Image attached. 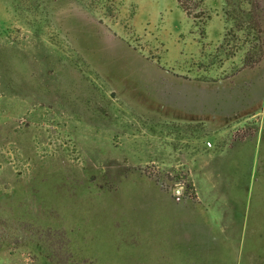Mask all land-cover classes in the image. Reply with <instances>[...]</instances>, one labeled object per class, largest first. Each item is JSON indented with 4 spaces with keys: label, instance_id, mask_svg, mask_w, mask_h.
Wrapping results in <instances>:
<instances>
[{
    "label": "rangeland",
    "instance_id": "374dc122",
    "mask_svg": "<svg viewBox=\"0 0 264 264\" xmlns=\"http://www.w3.org/2000/svg\"><path fill=\"white\" fill-rule=\"evenodd\" d=\"M182 1L0 0V264H264V0Z\"/></svg>",
    "mask_w": 264,
    "mask_h": 264
},
{
    "label": "trees",
    "instance_id": "16d2710c",
    "mask_svg": "<svg viewBox=\"0 0 264 264\" xmlns=\"http://www.w3.org/2000/svg\"><path fill=\"white\" fill-rule=\"evenodd\" d=\"M92 3L96 4L97 6H108V5H114L115 0H91ZM180 2V5L187 11L188 14H192L191 8L187 6L186 3H184L182 0H178Z\"/></svg>",
    "mask_w": 264,
    "mask_h": 264
},
{
    "label": "built area",
    "instance_id": "2783aa9c",
    "mask_svg": "<svg viewBox=\"0 0 264 264\" xmlns=\"http://www.w3.org/2000/svg\"><path fill=\"white\" fill-rule=\"evenodd\" d=\"M207 145H208V147H212V143L211 142H208Z\"/></svg>",
    "mask_w": 264,
    "mask_h": 264
}]
</instances>
